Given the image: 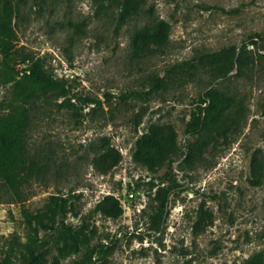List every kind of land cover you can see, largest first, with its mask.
<instances>
[{
	"label": "rangeland",
	"instance_id": "obj_1",
	"mask_svg": "<svg viewBox=\"0 0 264 264\" xmlns=\"http://www.w3.org/2000/svg\"><path fill=\"white\" fill-rule=\"evenodd\" d=\"M123 1L18 0L17 45L66 79L69 101L49 93L28 102V148L45 167L22 187L23 201L0 202V264H24L22 209L48 214L51 194L68 196L65 222L84 224L92 238L74 252L60 232L40 229L49 262L264 264V0H133L129 14ZM230 44H246L248 57L225 79L184 63ZM159 76L164 86L142 94ZM204 90L223 101L222 113L188 132ZM14 103L12 82L0 76V113ZM153 128L154 140L141 146L151 167L134 152ZM107 147L121 157L104 168ZM174 179L183 186L170 193L157 232L152 196ZM113 200L117 216L97 208Z\"/></svg>",
	"mask_w": 264,
	"mask_h": 264
},
{
	"label": "trees",
	"instance_id": "obj_2",
	"mask_svg": "<svg viewBox=\"0 0 264 264\" xmlns=\"http://www.w3.org/2000/svg\"><path fill=\"white\" fill-rule=\"evenodd\" d=\"M135 6L136 3L133 0L123 1V11L126 14H129ZM211 7L213 6H206L205 8ZM18 8V0H0V54L3 58L0 76L3 82H12V99L15 101L8 111L0 113V202L23 201L25 194L22 187L33 177L39 175L45 167L44 163L32 155L28 148L29 100L39 95L52 93L57 97H63V102L69 101L66 79L56 77L42 58L36 57L24 45H17L13 18ZM217 8L226 12L233 10L223 7ZM166 26L165 21L160 20L158 22L156 35L160 42H164L167 37ZM141 34L148 37L152 36L146 29L142 30ZM253 36L261 38L260 33L251 37L253 38ZM249 42L256 46L258 44L256 39H251ZM245 50L246 44H230L208 52L205 55V61L201 60L196 63L185 61L184 63L195 69L202 64L208 68L207 70L213 78L225 79L237 64L243 62V57H248ZM164 84L163 76L155 77L152 79L148 91L142 94H148L162 88ZM85 101L95 102L93 98H87ZM223 106V101L211 90L202 91L197 108L187 123V131L194 133L208 126L221 115ZM155 136L156 128L144 134L138 140V149L134 152L135 159L151 167L153 166L152 159L142 153L141 146L147 140L153 141ZM104 139L106 143H109L108 138L105 137ZM120 157L121 155L117 150L107 147L101 156V163L104 168H109L117 163ZM186 157L188 158V155ZM107 159H110L109 164L105 163ZM182 186V181L174 179L167 187H158L155 190L152 196L154 204L150 205V217L151 224L157 232L161 230L168 215L167 206L170 193ZM47 208L48 214L41 211L32 212L26 208L22 209V215L29 229L25 243L24 264H60L58 257L48 261L46 244L39 241L40 229L60 232L68 240L70 250L74 252L88 244L92 238V233L87 231L84 224L73 225L65 222V216L72 209L68 196L51 194L48 198ZM97 208L108 216H117L121 212L117 200H113L111 205L100 203Z\"/></svg>",
	"mask_w": 264,
	"mask_h": 264
},
{
	"label": "built area",
	"instance_id": "obj_3",
	"mask_svg": "<svg viewBox=\"0 0 264 264\" xmlns=\"http://www.w3.org/2000/svg\"><path fill=\"white\" fill-rule=\"evenodd\" d=\"M130 196L133 197V193H132V192L130 193ZM125 208H126V207H125Z\"/></svg>",
	"mask_w": 264,
	"mask_h": 264
}]
</instances>
